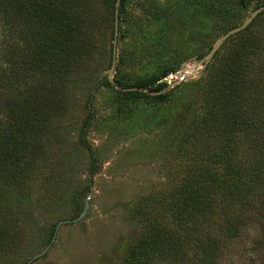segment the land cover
I'll return each mask as SVG.
<instances>
[{
    "label": "rangeland",
    "instance_id": "obj_1",
    "mask_svg": "<svg viewBox=\"0 0 264 264\" xmlns=\"http://www.w3.org/2000/svg\"><path fill=\"white\" fill-rule=\"evenodd\" d=\"M238 3L125 0L115 48L108 23L105 35L92 43V58L75 74L21 77L24 93H34L41 86L46 122L53 129L40 144L43 154L32 161L37 166L28 173L33 180L27 190H10L6 206L19 221L16 235L23 243L0 252V264H25L46 248L30 264H119L128 241L138 233L129 222L134 203L154 194L157 205L152 213L164 215L166 203H162L176 186L179 173H184L180 167L188 166V156L205 143L199 135L180 149V139L184 133L186 137L194 134L192 122L207 101L210 83L219 75L223 61L241 50L238 37L226 40L206 67L204 63L225 32L241 25L257 5L256 0L245 8ZM263 25L264 17L253 33ZM256 54L250 57L255 66L247 74L258 77L262 85L264 57L256 60ZM167 68L172 74L164 79L166 102L123 94L137 81L159 77ZM104 77L129 87L95 90ZM90 96L93 117L85 134L88 151L79 144V135L88 117ZM57 223L49 244L50 231ZM248 232L249 240L246 236L232 242L220 264H262L253 253L258 249L253 240L259 234Z\"/></svg>",
    "mask_w": 264,
    "mask_h": 264
},
{
    "label": "trees",
    "instance_id": "obj_2",
    "mask_svg": "<svg viewBox=\"0 0 264 264\" xmlns=\"http://www.w3.org/2000/svg\"><path fill=\"white\" fill-rule=\"evenodd\" d=\"M253 1L239 0L238 5L245 8ZM124 2L120 0L118 21ZM256 2L254 10L264 6ZM115 4L116 0H0V252L22 247L16 235L21 227L11 207L7 213V201L10 190L21 193L31 184L28 173L37 166L32 161L43 154L40 144L53 129L46 122L41 86L24 93L21 77L75 74L92 58V43L105 35L108 23L113 42ZM262 17L264 11L227 39L238 37L241 50L219 67L207 101L192 122L194 134L184 133L179 145L181 149L192 144L199 135L205 143L191 157L186 155L190 164L180 167L184 173L166 194L162 217L152 213L157 205L154 194L140 197L129 210V222L138 233L128 241L119 264H220L230 244L246 236L247 240L249 230L259 234L253 253L264 264V84L247 74L255 66L250 57H264V25L252 31ZM171 74L167 68L159 77L137 81L122 92L132 99L164 103V79ZM114 85L129 87L104 77L95 90ZM91 103L90 96L79 135V144L88 151ZM90 156L92 171L94 155ZM57 225L52 226L49 244Z\"/></svg>",
    "mask_w": 264,
    "mask_h": 264
},
{
    "label": "water",
    "instance_id": "obj_3",
    "mask_svg": "<svg viewBox=\"0 0 264 264\" xmlns=\"http://www.w3.org/2000/svg\"><path fill=\"white\" fill-rule=\"evenodd\" d=\"M119 6H120V0H116V4H115V12H114V24H115V30H114V40H113V47H116V41H117V36H118V14H119ZM264 11V6L259 7L258 9H256L241 25L230 29L229 31H227L222 38L219 40V42L210 50L209 52V58L205 61L204 65L206 67V65H208L210 58L212 59V56L215 54V52L222 46V44L232 35H235L236 33H239L243 30H245L248 25L253 21V19L260 14L261 12ZM86 206H88V204L86 203ZM82 217V215L77 218L75 221L80 220V218ZM59 225V224H58ZM46 248L45 250H43L40 254L35 255L31 260H35L39 257H41L42 255H44L47 252ZM31 260L28 262V264L31 262Z\"/></svg>",
    "mask_w": 264,
    "mask_h": 264
}]
</instances>
